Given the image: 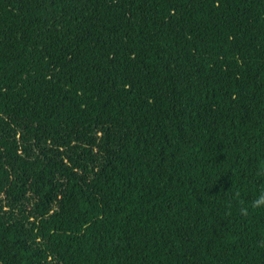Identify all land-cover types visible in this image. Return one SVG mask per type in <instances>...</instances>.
<instances>
[{"label":"trees","instance_id":"16d2710c","mask_svg":"<svg viewBox=\"0 0 264 264\" xmlns=\"http://www.w3.org/2000/svg\"><path fill=\"white\" fill-rule=\"evenodd\" d=\"M0 264H264V0H0Z\"/></svg>","mask_w":264,"mask_h":264}]
</instances>
